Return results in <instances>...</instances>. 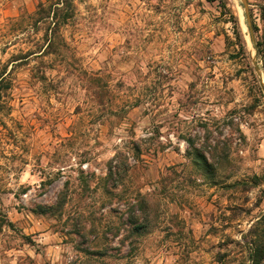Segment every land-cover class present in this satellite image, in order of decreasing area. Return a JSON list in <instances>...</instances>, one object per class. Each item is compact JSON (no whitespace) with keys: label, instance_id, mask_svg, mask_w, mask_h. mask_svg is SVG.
<instances>
[{"label":"rangeland","instance_id":"374dc122","mask_svg":"<svg viewBox=\"0 0 264 264\" xmlns=\"http://www.w3.org/2000/svg\"><path fill=\"white\" fill-rule=\"evenodd\" d=\"M49 1L0 0V264H249L264 0H72L63 61Z\"/></svg>","mask_w":264,"mask_h":264},{"label":"trees","instance_id":"16d2710c","mask_svg":"<svg viewBox=\"0 0 264 264\" xmlns=\"http://www.w3.org/2000/svg\"><path fill=\"white\" fill-rule=\"evenodd\" d=\"M72 0H50L48 3H38L35 11L28 18L32 20V26L43 28V40L45 49L42 56L55 55L62 61L66 59V43L61 35V29L73 17ZM237 39L238 34L236 35ZM1 82V80H0ZM198 160H202L201 158ZM110 180L112 173L109 170L106 176ZM247 259L249 264H264V214L260 216L247 232ZM91 254V253H88Z\"/></svg>","mask_w":264,"mask_h":264},{"label":"water","instance_id":"95a60500","mask_svg":"<svg viewBox=\"0 0 264 264\" xmlns=\"http://www.w3.org/2000/svg\"><path fill=\"white\" fill-rule=\"evenodd\" d=\"M241 1H242L243 10H244L246 21H247V25H248L247 28L251 32V25H250L249 16H248L249 15L248 5L246 3V0H241ZM250 39L253 41L252 34H250ZM252 65H253L254 71H255L258 79H259V83L262 86L263 82H262L261 74H260L259 69L257 67V64L255 62V59L252 61Z\"/></svg>","mask_w":264,"mask_h":264}]
</instances>
